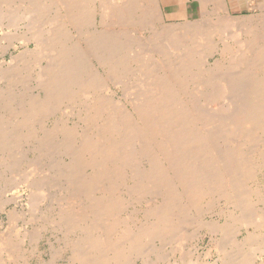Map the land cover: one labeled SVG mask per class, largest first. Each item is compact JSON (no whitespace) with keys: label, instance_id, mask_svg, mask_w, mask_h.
Returning <instances> with one entry per match:
<instances>
[{"label":"bare ground","instance_id":"bare-ground-1","mask_svg":"<svg viewBox=\"0 0 264 264\" xmlns=\"http://www.w3.org/2000/svg\"><path fill=\"white\" fill-rule=\"evenodd\" d=\"M180 1L187 6L188 0ZM198 1L200 18L166 24L162 0H0L2 34L9 35L18 19L26 21L25 49L0 65V169L4 161L5 173L23 164L32 167L26 181L32 209L51 179L50 171L39 167L36 152L42 148L33 146L36 137L48 153L53 137L63 134L58 152L70 160L58 174L65 185L49 199L51 210L40 213L53 232L63 234L71 251L63 264H127L131 259L155 264L144 246L164 237L176 244L165 255L170 262L174 258L172 264H211L191 247L186 248L191 253L182 249L188 235L183 225L196 221L209 234L218 229V220L194 219L200 208L203 212L205 197L219 195L235 208L247 204L249 195L260 199L261 193L247 184L264 165V0H247L255 10L251 15L233 14L230 0ZM137 27L148 35H130ZM216 52L221 57L211 62ZM119 84L125 91L119 99L105 92ZM63 107L72 109L74 125L63 116L45 125V116L68 113ZM256 146L260 148L254 150ZM128 179L133 183L124 185ZM120 185L122 197L116 195ZM132 199L139 202L137 226L132 214H121ZM249 205L239 214L224 215L218 226L224 237L238 228L248 232L250 241L261 237L264 204ZM16 213L10 211L11 227L0 232V264H31L28 257L21 259L25 251L19 254L13 236L30 244L43 237L38 227L18 229ZM237 240L232 242L236 250L222 264H254L246 251L264 254V240L249 243L248 250ZM211 242V248L225 252L213 238ZM162 253L154 250L155 261L165 260ZM59 262L51 257L44 264Z\"/></svg>","mask_w":264,"mask_h":264},{"label":"rangeland","instance_id":"rangeland-1","mask_svg":"<svg viewBox=\"0 0 264 264\" xmlns=\"http://www.w3.org/2000/svg\"><path fill=\"white\" fill-rule=\"evenodd\" d=\"M168 1V0H167ZM198 0H188L187 1V6H186V4L184 3V2H181L180 0H169V2L168 3H166L164 0H162V5H163V10H164V12H170V11H173V10H176V8H179V7H181L180 9H183L185 6H186V9L188 10V14H187V12H186V10H180V13H177V14H175V15H171V16H173L174 18H180V20H177V21H175V20H170V19H167L166 18V16H168V15H166L165 14V21L163 22V23H170V22H182V21H185V20H187L188 18L189 19H191V20H195V19H198V18H200V16H201V7H200V3H199V1L197 2ZM171 3H178L179 5H175V4H171ZM168 4H170V5H168ZM165 5H167V6H165ZM230 6H231V11H232V13L233 14H236V15H251L253 12H255V10H253V9H250V7H249V4L247 3V0H230ZM188 15V16H187ZM173 17H171V18H173ZM98 19H99V17H98ZM21 22H24V23H21ZM18 25V26H17ZM25 25H26V21L25 20H21L20 21V19H18V21L16 22V25L14 26V27H16V28H12L11 29V31H10V33H9V35L7 34V35H5V34H2V33H4L3 31H1L0 30V36L2 35V39H1V37H0V40H1V45H0V59H2V60H0V65L2 66V63L3 64H5V63H7V60L8 61H10L11 60V58L10 57H12V54H14V55H17L18 53H20V52H22L24 49H25V45H22V43H23V39H22V42H21V38L22 37H25L26 36V34H24L25 33V31H23V28H24V30H25ZM20 26V27H19ZM22 28V29H21ZM90 29V28H89ZM94 28H92L91 30H93ZM138 29V30H137ZM134 30H136V31H134ZM140 30V31H139ZM12 31H14V32H12ZM19 31V32H18ZM2 32V33H1ZM12 32V33H11ZM23 32V33H22ZM134 32V34H131V33H133ZM19 35H18V34ZM139 33H143V34H141V36H146V35H148L147 34V31H145L144 29H142V28H133V30H131V32H130V35H135L136 34V36L137 37H139L138 36V34ZM20 35H21V37H20ZM129 35V37L132 39V37ZM6 36V40H8V41H6L5 40V38L3 39V37H5ZM9 36H11V38L9 37ZM136 36H133V37H136ZM8 37V38H7ZM19 39V40H18ZM2 40H5L4 42L2 41ZM10 40V41H9ZM13 43H12V42ZM6 42V43H5ZM10 42V43H9ZM3 43V44H2ZM20 43V44H19ZM8 44V45H7ZM10 44H11V46H10ZM14 44V46L12 47V45ZM159 44H161V43H159ZM4 45V46H3ZM7 45V46H6ZM15 45H17L16 46V48H15ZM32 45V44H31ZM160 46V45H159ZM6 49V50H5ZM8 49V50H7ZM22 49V50H21ZM5 50V51H4ZM19 50H21V51H19ZM19 51V52H18ZM215 55V56H214ZM214 55H212L211 57H210V61L211 62H213V61H215V59H217V58H220L221 57V55L218 53V52H216ZM4 58V59H3ZM215 58V59H214ZM10 59V60H9ZM6 62H5V61ZM2 61V62H1ZM5 62V63H4ZM129 83V82H128ZM127 83V84H128ZM132 85L134 84V82L133 83H131ZM121 84H119V86H116V87H111V88H113V89H109L108 91H105V92H107V93H109L108 95H110L111 93V97H114L115 99H119V97H120V95L121 94H123L124 92L123 91H121L122 90V87L120 86ZM120 87V88H119ZM115 92V93H114ZM212 106H214V107H217L218 105H217V103L216 104H214V105H212ZM65 107H63V109H64ZM68 109V110H67ZM64 110H67V112L70 114V115H67L68 113H65L63 110V112L60 110V112H58V114H56V115H53V116H45V119H44V121H45V125H48V126H50V125H53V123L55 122V120H56V118L57 119H59V118H61L62 116L64 117V121H66L67 120V124H69L70 126H73L74 125V123L77 121V118H76V116L75 115H73L72 113H71V111H72V109H70V107L69 108H65ZM64 113V115H62ZM58 116V117H57ZM60 116V117H59ZM48 117V118H47ZM54 117V118H53ZM53 120H52V119ZM66 118V119H65ZM68 118V119H67ZM52 121H54V122H52ZM73 124V125H72ZM56 135H58L57 137L56 136H54L53 137V141H51V148H50V150L52 151H48V153L46 152L45 153V151H43V145H44V143H43V141H39V140H41V138H38V137H36V144L35 145H33L34 147H36V148H39L40 149V147L42 148V150H41V152H40V150L39 149H37V150H39L38 152H36V154H39L38 156H41L40 157V160H42V162L40 161V165H39V167L40 168H42L43 170H44V172L46 171V173L48 172V170L50 171V174H49V172L47 173V175H48V179L49 178H51V179H49L48 180V185H49V187H50V185H51V187H50V191H48L49 189H47V188H49L48 187V185H46L45 187H44V189H43V193H42V195H41V197L43 198V199H40V201H39V203H37V205H35L32 209H30L31 207H30V205H29V201L27 202V200H28V198H30V196L28 197V194H29V191L31 192V189H30V187L28 186V184H26L27 182V180L29 179L28 177V175L31 173V171H32V169H30V168H32L31 166H28V165H26V164H23V165H21V166H19V167H21V168H19V167H11L10 168V170H8V169H6V171H9V172H6L5 173V169H4V165H6V164H8L7 162H5L4 161V165H3V167L0 169V222L2 223V224H0V232L1 231H4V230H7V228L9 229L11 226H10V223H9V218H7L8 216H9V213H10V211H16L18 214H19V218L17 217L16 218V220L18 221L17 222V227H19L18 229H24V227L26 226V227H28L29 229L31 228V229H33L34 227L36 228V227H38V228H36V230L37 231H40L42 234H43V237L41 238V239H39L38 241H36L35 240V242H33V244H30L29 242H28V240L26 239L25 240V242L23 243V239L20 237L21 235H19V236H13V239L15 240V241H17L18 242V246H19V248H21L20 249V251H19V254L21 253H23L24 251V253L21 255V259H22V257H28L27 259L30 261V263L31 264H44V262H47V261H49L50 259H51V257H54L55 258V260H57L59 263H61V264H63V263H65V262H67V260L69 259V257L71 256V251H70V249L67 247V245H66V242L65 243H63V241H65L64 240V236H63V234L60 232V231H55V229H54V232H53V226L49 223V222H45L44 220H42V219H40V213L42 214V211H50L51 210V204H49V203H52V201H49V199L51 200L52 198V200H54L55 199V197L57 196V194L60 192V188L63 186V185H65V182L64 181H66V179H64L65 177H63L62 175H59L58 173H60V174H62V172H63V169L62 168H66V167H68V163L67 162H69L68 160H70L69 158H68V156L67 157H65L66 158V160H62V158H64L63 157V155H62V153L60 154L58 151H60V148H61V146H62V144H60V139L59 138H61V139H63L64 138V136L63 137H61L62 135L61 134H56ZM56 137V138H55ZM59 139V141H57L58 139ZM55 141V143H54V146H53V144H52V142H54ZM59 142V143H58ZM37 144H38V146H37ZM43 144V145H42ZM57 144H59V145H57ZM57 145V146H56ZM61 145V146H60ZM40 146V147H39ZM23 147H25L26 148V146H21V148L25 151V148H23ZM45 147V146H44ZM53 147V148H52ZM55 148V149H54ZM59 148V149H58ZM259 149L260 148V146H256V147H254V150L255 149ZM256 149V150H257ZM23 151V152H24ZM15 153V152H14ZM40 153H41V155H40ZM54 153V156L52 155ZM34 154V153H33ZM50 154H51V156H52V158L50 157ZM59 156H58V155ZM44 155H45V157H44ZM49 155V156H48ZM58 157H61V158H59V160L57 161L56 159L58 158ZM256 158H259V156H255ZM47 158V159H46ZM48 158H51V161L48 159ZM56 158V159H55ZM45 161H44V160ZM49 160V161H48ZM52 160H54V161H52ZM60 160H62L63 161V163H62V161H60ZM51 162H53V163H51ZM58 162V164L59 163H62L61 164V167L59 166L58 167V164H57V166H55L56 165V163ZM65 162V163H64ZM45 163V164H44ZM67 163V164H66ZM39 164V163H38ZM43 164V165H42ZM51 164H53L54 165V168H51V167H53V165H51ZM144 166H146L147 164L146 163H142ZM142 164H140V165H142ZM142 165V167H144ZM27 166V167H26ZM42 166V167H41ZM148 166V165H147ZM48 167H49V169H48ZM12 168H14V169H12ZM19 168V170H16V169H18ZM4 170V171H3ZM256 173H255V177H254V179H252L250 182H248V184H247V187L248 188H251V191H257V192H259V193H261L260 194V199H257V198H259V197H257V196H255L254 197V195L252 194V195H249V199L248 198H245L246 200V202H248L247 204L250 206V207H253V208H256V206L257 207H260V206H263V204H264V199L262 200V202H260L261 201V198L263 197L264 198V165L262 166H258L257 168H256ZM3 171V172H2ZM55 171V172H54ZM59 171H61V172H59ZM11 172V173H10ZM15 172H17V173H15ZM30 172V173H29ZM44 172H43V174H44ZM52 172H54V173H52ZM45 173V174H46ZM54 175V177H56L55 179H54V177H53V175ZM87 173H91V170H89V172L87 171ZM15 174V175H14ZM44 174V175H45ZM11 175V176H10ZM18 175V176H17ZM25 175H27V176H25ZM52 175V176H51ZM62 176V177H59V176ZM51 176V177H50ZM258 176V177H257ZM10 177V178H9ZM12 177H13V179H12ZM2 178V179H1ZM25 178V179H24ZM58 178H60V179H58ZM7 179V183H6V180ZM10 179V180H9ZM63 179V180H62ZM9 180V181H8ZM58 181V182H57ZM61 181V182H60ZM62 181H63V183H62ZM9 182V183H8ZM25 182V183H24ZM131 182L132 181H130V179H128L126 182H125V180H124V182H123V184L124 185H126V184H131ZM14 183V184H13ZM56 184V185H53L52 186V184ZM126 183V184H125ZM133 183V182H132ZM4 184H5V186H7V187H5L4 186ZM9 184V185H8ZM62 184V185H61ZM59 185H61V186H59ZM124 185H120V187H121V189H119L117 192H116V195H118L119 197H122V195H124V194H122V193H124V192H122V188H123V186ZM9 186H11V187H9ZM17 186H18V188H17ZM55 186V187H54ZM16 187V188H15ZM59 187V188H58ZM5 188V190H3ZM12 189V191H11V189ZM15 188V190H13ZM9 189H10V191H9ZM18 191H17V190ZM253 189V190H252ZM259 189V190H258ZM59 190V191H58ZM3 191V192H2ZM52 191H54V192H52ZM58 191V192H57ZM16 192H18L19 193V195L16 193ZM57 192V193H56ZM14 195H13V194ZM121 195H120V194ZM21 194V195H20ZM97 194H99V193H97ZM17 196H19V197H17ZM44 196V197H43ZM214 196V197H213ZM216 196H218V197H216ZM15 197V198H14ZM14 199V200H10V199ZM220 198V199H219ZM4 199V200H3ZM15 199H16V201H15ZM259 200V203H258V201L257 200ZM161 200V198L159 197L158 198V200H156L157 202L158 201H160ZM255 202H254V201ZM256 201H257V204H256ZM3 202V203H2ZM41 202V203H40ZM49 202V203H48ZM135 200L134 199H132L131 200V204L129 205V209L127 208V209H125V210H123V212L121 213L122 214V216L123 215H125V216H123V217H127V216H129L130 218H131V214H132V216H133V220L135 221V222H137L136 223V226L139 224L140 225V215H139V212L136 210V206L137 205H139V202H136V204H135ZM152 202V201H151ZM202 202H205V203H202L203 205L201 206L202 208L204 207V209H203V212H202V209L200 208V213H198L197 215V217L196 218H194V219H199V216H201L202 217V220H200V221H205V220H213L212 221V223H215L214 222V220L215 221H217L218 220V222H219V224L218 223H215L216 224V227L219 229V231H218V229L216 230V231H214V233H210L209 234V232H207V230L206 229H204V228H202V225H200L201 226V228H200V226L199 227H197V225H196V221H193L192 223L191 222H189V223H186V224H184L183 225V227H182V229H183V232L184 233H187L188 235H187V237H189L191 234V237H189V238H187L186 237V240H185V243H183V247L184 248H182V249H184V250H186V248H188V247H191L192 248V250L194 251V253H197V255H198V253L200 254L199 256H201L202 258H204V259H206V260H208L209 262H212V263H214L215 264V262L217 263V264H222V260L221 259H223V260H226V255H228V254H231V252L233 253V251L234 250H236V247H235V245L234 244H232V242L233 243H235L236 244V241L235 240H237V244L238 245H243L244 243H246V245H244V248L246 249V250H248L249 249V243L250 244H252L253 246L255 245V244H257V242L256 241H259V240H264V231H262L261 233H260V235H261V237H254V238H251L252 240L250 241V236L248 235V232L245 230V229H243V228H238V230H240V231H237L236 230V235L234 234L233 236H231V237H228V239L226 238V236L224 237V235H223V233L222 232H220V228L221 227H218V226H220V225H222L221 223L222 222H225V219L223 218L224 217V215L225 216H227V215H229V213H233L234 211H235V214H239L240 213V211H242L243 209H245L247 206V204L245 203L241 208H235L234 206V204L230 201V200H225L224 198H221L219 195H212V196H208V197H205V199H203V201ZM209 202V207L212 205V210L211 211H209V209L210 208H208L207 206H205V204L206 205H208L207 203ZM22 203V204H21ZM132 203H133V205H132ZM212 203V204H211ZM47 204H49V205H47ZM46 205V206H45ZM37 206V207H36ZM50 208H48V207ZM255 206V207H254ZM1 207H3L2 209H1ZM34 208H35V210H34ZM134 208V209H133ZM208 208V209H207ZM225 208V209H224ZM21 209H23L22 211H21ZM44 209H46V210H44ZM133 209V210H132ZM222 209H224V210H222ZM229 209V210H228ZM232 209V210H231ZM236 209V210H235ZM19 210V211H18ZM206 210V211H205ZM218 210H220V211H218ZM25 212V213H24ZM130 212V213H129ZM224 212H225V214H224ZM239 212V213H238ZM16 213V214H17ZM21 213V214H20ZM22 213H24V216H23V214ZM213 213V214H212ZM30 214V215H29ZM33 214V215H32ZM204 214V215H203ZM234 214V213H233ZM127 215V216H126ZM20 216L23 218L24 217V219H22V218H20ZM28 216V217H27ZM30 216H32L31 217V220L29 219L30 218ZM222 216V217H221ZM138 219V221H136L137 219ZM219 218V219H218ZM25 219H26V221H25ZM136 219V220H135ZM193 219V220H194ZM16 220H15V222H16ZM34 222H33V221ZM189 220V219H188ZM38 221V222H37ZM44 221V222H43ZM31 222V223H30ZM41 222V223H40ZM44 224H43V223ZM206 222V221H205ZM221 222V223H220ZM201 223V222H200ZM204 222H202V224H203ZM20 224V225H19ZM28 224V225H27ZM35 225V226H33V225ZM50 224V225H49ZM192 224V225H191ZM218 224V225H217ZM224 224V223H223ZM23 225V226H22ZM43 225V226H42ZM4 226H8L7 228L6 227H4ZM20 226H22V227H20ZM52 226V227H51ZM187 226V227H186ZM223 226V225H222ZM33 227V228H32ZM40 227V228H39ZM187 228V229H186ZM194 229V231H193V229ZM4 229V230H3ZM39 229V230H38ZM48 229V230H47ZM46 230V231H45ZM188 232H187V231ZM190 230H191V234H190ZM195 230H197L196 232H195ZM52 231V232H51ZM218 231V232H217ZM222 231V230H221ZM60 232V233H59ZM238 232V233H237ZM51 233V234H50ZM52 233L54 234V235H52ZM193 234H196V236L195 237H193ZM221 234V235H220ZM202 235V236H201ZM62 236V237H61ZM221 236H222V238H221ZM19 237L21 238V239H19ZM193 237V238H192ZM244 237H246V239L244 238ZM249 237V238H248ZM71 238V237H70ZM166 237H164V238H154L153 240L151 239L150 241H148V242H146V244L147 245H145L144 247H147V248H145V251L147 252V254H148V257H151L153 260H154V262H156L155 264H172L173 263V260H174V258H173V260H172V262H170V261H168V254L170 255L171 253H173L174 251H173V248L175 247V245L176 244H173V242L172 241H168V239H165ZM192 238V239H191ZM214 239V241H216V242H218V243H220L221 244V246H223V251H224V249H225V252H223V253H227V254H224L223 255V253H222V251H220L219 253H218V250L217 249H215V247L214 248H211L212 247V242H211V239ZM229 238H230V240H229ZM234 238V239H233ZM243 238H244V240H243ZM255 238H257V239H255ZM165 239V240H164ZM225 239H227L226 241H224ZM231 239H233L232 241H231ZM240 239V240H239ZM62 240V241H61ZM161 240V241H160ZM162 240H163V242H162ZM221 240V241H220ZM245 240H247V242L245 241ZM20 241V242H19ZM27 241V242H26ZM220 241V242H219ZM230 241V242H229ZM243 241V242H242ZM249 241V242H248ZM254 243H253V242ZM153 242V243H152ZM240 242H242L241 244H240ZM260 242V241H259ZM27 243V244H26ZM35 243H36V245H35ZM150 243V244H149ZM171 243V244H170ZM225 243V244H224ZM152 244V245H151ZM160 244V245H159ZM164 244V245H163ZM166 244V245H165ZM223 244V245H222ZM259 244V243H258ZM257 244V245H258ZM31 245H33V246H31ZM38 245V248L36 249V251L33 249L34 248V246H35V248H36V246ZM151 245V246H150ZM157 245H159V246H157ZM224 245H226V246H224ZM248 245V246H247ZM251 245V246H252ZM25 246V247H24ZM149 246V247H148ZM157 246V247H156ZM164 246V247H163ZM170 246H171V249H170ZM195 246V247H194ZM31 247H33V248H31ZM51 247H52V249H51ZM62 247H64V248H62ZM153 247H154V249H153ZM181 247V246H180ZM235 248V249H233V248ZM247 247H248V249H247ZM26 248V249H25ZM29 248V249H28ZM157 248H159V250H160V252H163V250H164V253H162L163 255H164V257H165V260H156L155 261V254H154V250L155 249H157ZM161 248V249H160ZM163 248V249H162ZM191 248H188V249H190L191 250ZM211 248V249H210ZM232 248V249H231ZM28 249V250H27ZM51 249V250H50ZM67 249V250H66ZM152 249V250H151ZM257 249V248H256ZM31 250H32V252H31ZM54 250V254L55 255H53L52 256V251ZM148 250V251H147ZM170 250V251H169ZM172 250V251H171ZM189 250V251H190ZM191 250V251H192ZM208 250V251H207ZM211 250V251H210ZM39 251H40V253H39ZM70 251V252H69ZM166 251V252H165ZM191 251L190 252H188V250H186V252H188V253H191ZM210 251V252H209ZM263 251H264V248H263ZM30 252V253H29ZM36 252V253H35ZM152 252V253H151ZM206 252H209L208 253V255H206L205 253ZM250 252V253H249ZM166 253V254H165ZM246 253H248V254H250V255H252V259L253 258H255V259H253L254 260V264L256 263V264H261L263 261H264V254H263V252L260 250V251H258V249H257V251L254 253V251L253 252H251L250 250L249 251H246ZM252 253V254H251ZM255 255H254V254ZM260 253H261V257H260ZM33 254V255H32ZM70 254V255H69ZM259 254V255H258ZM24 255H26V256H24ZM42 255V256H41ZM162 255V256H163ZM167 256V258H166V256ZM222 255V256H221ZM255 256V257H254ZM31 257H33V258H31ZM61 257V258H60ZM63 257V258H62ZM220 257V258H219ZM223 257V258H222ZM257 257V258H256ZM175 258H177V257H175ZM225 258V259H224ZM24 259V258H23ZM151 259V261H152V263H153V260ZM47 260V261H46ZM176 260V259H175ZM221 260V261H220ZM130 262L129 263H127V264H134V259L132 260H129ZM133 261V262H132ZM167 261V262H166ZM260 261H262L261 263H260ZM201 262H205V260H201ZM207 262V261H206ZM211 263V264H212ZM47 264V263H46ZM225 264V263H224Z\"/></svg>","mask_w":264,"mask_h":264},{"label":"crops","instance_id":"crops-1","mask_svg":"<svg viewBox=\"0 0 264 264\" xmlns=\"http://www.w3.org/2000/svg\"><path fill=\"white\" fill-rule=\"evenodd\" d=\"M172 5L173 4H175V5H179L178 3H171ZM168 5H170V4H168ZM165 6H167V5H165ZM180 6V5H179ZM180 8L181 7H179V8H176V10H173V11H170V12H165V14L166 15H168V16H166V18L167 19H170V20H175V21H177V20H180V18H174L173 16H171V15H175V14H177V13H180ZM186 12H187V14H188V10L186 9ZM171 17H173V18H171Z\"/></svg>","mask_w":264,"mask_h":264}]
</instances>
